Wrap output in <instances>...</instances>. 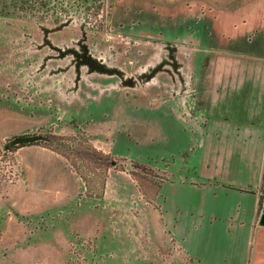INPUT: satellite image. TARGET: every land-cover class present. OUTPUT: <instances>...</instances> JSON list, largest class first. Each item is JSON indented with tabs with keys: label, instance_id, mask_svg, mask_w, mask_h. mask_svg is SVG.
<instances>
[{
	"label": "rangeland",
	"instance_id": "rangeland-1",
	"mask_svg": "<svg viewBox=\"0 0 264 264\" xmlns=\"http://www.w3.org/2000/svg\"><path fill=\"white\" fill-rule=\"evenodd\" d=\"M256 86L264 0H0V264H199L173 182Z\"/></svg>",
	"mask_w": 264,
	"mask_h": 264
},
{
	"label": "crops",
	"instance_id": "crops-1",
	"mask_svg": "<svg viewBox=\"0 0 264 264\" xmlns=\"http://www.w3.org/2000/svg\"><path fill=\"white\" fill-rule=\"evenodd\" d=\"M256 91L249 114H237L232 125L220 124L212 109L211 124L224 134H210L198 155L202 170L194 168L190 179L173 182L171 233L186 257L202 250L199 264H264V89ZM215 234L225 236L218 260L207 253H216L209 244ZM170 252V264H177L179 252Z\"/></svg>",
	"mask_w": 264,
	"mask_h": 264
},
{
	"label": "water",
	"instance_id": "water-1",
	"mask_svg": "<svg viewBox=\"0 0 264 264\" xmlns=\"http://www.w3.org/2000/svg\"><path fill=\"white\" fill-rule=\"evenodd\" d=\"M32 139H34L33 136H17L15 138H13V140L11 141V143L29 142Z\"/></svg>",
	"mask_w": 264,
	"mask_h": 264
}]
</instances>
